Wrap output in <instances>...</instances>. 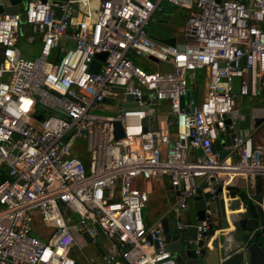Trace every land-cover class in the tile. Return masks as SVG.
<instances>
[{"label":"built area","instance_id":"1","mask_svg":"<svg viewBox=\"0 0 264 264\" xmlns=\"http://www.w3.org/2000/svg\"><path fill=\"white\" fill-rule=\"evenodd\" d=\"M162 1L187 12L183 43L160 44L146 31ZM17 6L16 14L0 13V264H76L77 245L99 247L95 226L105 237L102 264H177L161 221H144L149 193L139 180L168 179L169 213L180 230L191 226L185 210L202 181L214 178L248 198L259 179L264 198L258 127L220 144L241 101L264 97V0ZM0 7L11 4L0 0ZM22 39L36 56L21 53ZM138 58L169 70H149ZM197 71L204 93L194 107L181 104L190 86L198 93L189 84ZM213 145L227 155L219 159ZM212 200L195 226L198 240L216 225Z\"/></svg>","mask_w":264,"mask_h":264},{"label":"water","instance_id":"2","mask_svg":"<svg viewBox=\"0 0 264 264\" xmlns=\"http://www.w3.org/2000/svg\"><path fill=\"white\" fill-rule=\"evenodd\" d=\"M11 7H0V13L7 14L18 13V4H26V0H9ZM21 24H24V16H21ZM23 28H21V34ZM160 44H175L174 39H155ZM188 39H191L188 38ZM183 46L180 47L182 49ZM97 58L103 60L104 54L97 55ZM154 61V59L150 58ZM94 71L98 69V65L93 63ZM232 90L238 93V79H232ZM127 100H132V96L128 95ZM192 101V107L197 103V92L195 89H189L186 96L181 100L184 102ZM240 101H237L236 108ZM123 107H126L123 105ZM44 109V108H43ZM39 119V117H37ZM233 124V130L229 129V125ZM226 125V136L221 141V145H229L231 139L235 135L247 136L254 128L260 127L264 123V101L262 106H243L235 109L231 118L224 121ZM146 124V121H144ZM213 153H217L219 159H223L227 155V151H216V146L211 147ZM214 190L204 192L206 188ZM197 196L188 202L185 210L189 215L190 227L186 229H177L175 221L173 227L170 226L168 217L161 220L163 234L165 236V250H169L179 264H264V198L262 196V185L259 179L256 181L255 190L248 197V202L242 201L241 197L235 196V191L229 187H223L221 184H215L214 178L209 181H202L196 189ZM225 192L236 197L241 203L243 211L240 213H231L225 202ZM237 195V194H236ZM213 198L212 206L216 210V225L205 234L207 240L197 239L196 225L198 221L204 218V202ZM230 220L233 221L235 229L231 231L225 238L221 233L230 227ZM96 230L100 239H105L101 230ZM220 234L212 241L215 232ZM210 245V248L207 246ZM100 254L101 251L99 250Z\"/></svg>","mask_w":264,"mask_h":264},{"label":"crops","instance_id":"3","mask_svg":"<svg viewBox=\"0 0 264 264\" xmlns=\"http://www.w3.org/2000/svg\"><path fill=\"white\" fill-rule=\"evenodd\" d=\"M99 1H103V0H99ZM161 6H162V11L154 12L149 23L147 24V26L148 25L150 26V32L149 30H146L148 35L155 39H174L175 42L177 43H183L185 41V38H184V34L182 30L186 23L187 12L184 9H181L170 3H167L166 1H162ZM155 29H158L159 33L164 32L165 35L156 36L152 34V31H154ZM150 68L152 70H160V69L169 70L168 67H166L165 65L155 64V63L152 64ZM200 74H201L200 77L203 76V72H201ZM193 77L194 75L193 76L190 75L189 77L190 85L194 83L196 84ZM199 84L200 86L198 90V93H199L198 100L201 98V96L204 93V84H205L204 80L202 79ZM190 89H191V86H190ZM262 105H259V106H262ZM160 112H161L160 114L163 117L165 118L167 117V119L170 118L168 106L166 103L162 105ZM168 129L171 134L175 131L173 126H169ZM254 139L257 142L264 141L263 128L258 127L257 132L254 135ZM138 184L140 187H142L149 193V203L145 208L146 209L145 213L144 211L142 212L146 225L154 224L157 221H161L163 218L170 216L169 208H170V205L174 202L175 197H174V194L169 189L168 179L164 178V179H156L152 181L139 180ZM230 188L232 191H235V196L239 195L237 190H235L233 187H230ZM87 246H92V245L83 244L82 251H83V248ZM104 246H105L104 243H103V246L100 244H99V247L92 246L96 250L94 259L87 260L86 258L87 256H86L84 260L88 261V264H102L101 259H100L101 254L99 250L102 253V249L104 248ZM73 257H74L76 264H86L84 260L77 258L79 256L76 257L74 253H73Z\"/></svg>","mask_w":264,"mask_h":264},{"label":"rangeland","instance_id":"4","mask_svg":"<svg viewBox=\"0 0 264 264\" xmlns=\"http://www.w3.org/2000/svg\"><path fill=\"white\" fill-rule=\"evenodd\" d=\"M146 30H149L150 32V26L148 25L146 27ZM152 34L156 35V36H164L165 33L162 32V33H159V30L158 29H155L154 31H152ZM18 49L21 51L22 54H31V55H28L26 58H31L33 56H36L37 55V49L35 46H31V45H28L24 42V40L22 39L20 41V43L18 44ZM135 60V63L138 64L139 66H142L145 68H149V70H152L150 68V66H152V63L144 58H138V59H134ZM150 62V63H149ZM150 64V65H148ZM148 65V66H147ZM201 72L197 71L196 72V75H200ZM263 99L264 97L262 96H257V97H254V98H251V97H246L244 98L241 103L242 105L244 106H259V105H262L263 103ZM144 213L146 211V209H143ZM168 220H169V224L171 227H173L174 225V218L172 215L168 216ZM100 245L103 246V241H100L99 242ZM73 253L75 254V256H79L77 258L81 259V260H84V258L86 257L87 260L89 259H94V256H95V253H96V250L92 247V246H87L85 248H83V251H82V248L80 247V245H77V247L73 250ZM85 261V260H84ZM86 264H88V261H85Z\"/></svg>","mask_w":264,"mask_h":264},{"label":"bare ground","instance_id":"5","mask_svg":"<svg viewBox=\"0 0 264 264\" xmlns=\"http://www.w3.org/2000/svg\"><path fill=\"white\" fill-rule=\"evenodd\" d=\"M225 202L227 204L228 210L232 211L231 213H240L243 211L242 205L236 197L228 192H225ZM235 229L233 221L230 220V227L226 230H223L221 233L222 238H225L231 231ZM218 231L215 232L212 241L219 235Z\"/></svg>","mask_w":264,"mask_h":264},{"label":"trees","instance_id":"6","mask_svg":"<svg viewBox=\"0 0 264 264\" xmlns=\"http://www.w3.org/2000/svg\"><path fill=\"white\" fill-rule=\"evenodd\" d=\"M194 81L196 82V86H197V88H198V90H199V86H200L199 83H200V81H201V77H200V75H196ZM198 97H199V93H198ZM239 196L241 197L242 201H244V202H248V198L244 195V193L240 192V193H239Z\"/></svg>","mask_w":264,"mask_h":264}]
</instances>
